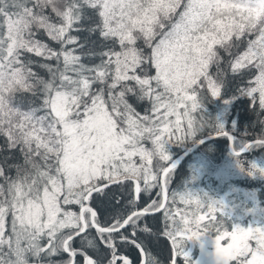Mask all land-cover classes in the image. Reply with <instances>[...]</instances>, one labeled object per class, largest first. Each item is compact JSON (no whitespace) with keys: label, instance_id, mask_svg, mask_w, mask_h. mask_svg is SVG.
I'll return each mask as SVG.
<instances>
[{"label":"snow or ice","instance_id":"6c2138e0","mask_svg":"<svg viewBox=\"0 0 264 264\" xmlns=\"http://www.w3.org/2000/svg\"><path fill=\"white\" fill-rule=\"evenodd\" d=\"M223 64L254 70L239 97L264 112V0H0V154L22 157L0 158V264H132L126 245L160 264L137 240L155 235L141 221L156 213L169 264H189L185 241L202 238L216 264H264V223L229 228L222 199L169 191V146L189 139L227 138L241 171L264 176L241 159L264 147V120L249 142L235 121L200 114L205 93L222 97ZM113 186L130 210L102 218L96 201Z\"/></svg>","mask_w":264,"mask_h":264},{"label":"trees","instance_id":"16d2710c","mask_svg":"<svg viewBox=\"0 0 264 264\" xmlns=\"http://www.w3.org/2000/svg\"><path fill=\"white\" fill-rule=\"evenodd\" d=\"M85 27H87V25H85ZM80 35L82 41L85 37L89 36L87 32L81 33ZM40 38L47 40V37L41 36ZM95 38V34L90 37L92 40H95ZM53 46L56 47V45ZM33 58L36 60L40 59L37 57ZM90 62H99V60L97 58ZM221 68L225 69L222 97L212 98L209 93H205L207 102L200 114L205 115L209 119L219 117L220 120L225 123L226 127L229 128V131H231L233 121H235L238 130L237 133H235L236 135L240 136L247 131V135L244 137L245 139L257 138L261 132V125L259 122L264 120V112H260L258 104L252 106L249 98L239 97L238 91L239 88L247 85L250 78L247 81L235 79L236 75L245 78V70L233 74L230 70L226 69L228 68L226 64L221 65ZM35 70L40 72L41 75H45L42 69L36 68ZM216 71L215 66L210 69L212 74H215ZM234 96L239 98L228 104L224 102L226 99H231ZM129 103H132L141 114H144L145 110L151 107L148 101H137L134 97L129 98ZM216 107L220 108L221 111H217ZM191 142L192 140L189 139L183 145L173 144L169 146V151L172 152V156L176 155V153L178 155L182 150L181 148H185ZM201 145L202 144H199L195 150L186 155L185 158L178 163L177 170L172 174V181L169 186L170 193L173 190H183L187 187L192 190L207 192L210 196L218 200L220 199V195H223L229 203L234 204L238 199L237 196L234 193L227 192L226 189L234 185L247 184L248 187L251 186L255 188L254 192L256 198L264 205V176L259 173L254 176H249L246 171H241L240 167L237 165V160L232 156V152L228 148L227 138L219 137L210 141L206 140V142L203 143L202 146ZM263 148L264 147L253 148L245 152L241 159L245 160V162L256 163L257 160H253V158L259 155L263 156L264 152L260 154ZM194 154H196L195 157H193ZM3 155H9L11 157L10 163L22 161V157H20L18 152L2 153L0 154V158H2ZM194 158H198L199 161L195 162ZM260 164H264V162ZM230 169L232 171L229 172ZM193 176H195V179H193ZM114 188H116V186H113L107 196H101L96 201L97 209L102 218H108L118 213H126L130 210V206L127 204V201L131 198L129 190L127 189V192L130 197H127L125 193L118 194ZM158 191L159 189L157 188L153 189L150 195L142 194L137 207L142 208L150 202L151 199H155L156 192ZM117 200L120 201L119 204L116 203ZM246 206L250 207V204L247 203ZM241 216L244 218L245 214ZM225 218L230 223L232 222V214L230 212L225 211ZM144 224L150 226L155 235L138 231V242L142 243L154 257H157L160 264H169L172 255L170 241L166 237L160 235L163 227L162 214L156 213L155 215L145 217L141 221V227H143ZM197 245H199L198 242L185 241V251L189 253V264H198L196 259ZM123 251L132 263L141 264V256L134 246L126 245ZM180 264H184L183 259H181Z\"/></svg>","mask_w":264,"mask_h":264},{"label":"rangeland","instance_id":"374dc122","mask_svg":"<svg viewBox=\"0 0 264 264\" xmlns=\"http://www.w3.org/2000/svg\"><path fill=\"white\" fill-rule=\"evenodd\" d=\"M227 70H230L229 68H226ZM225 69H223L224 71ZM245 78L240 77V75H236L235 79L238 80H248L251 78L253 74V70L244 71ZM249 76V77H248ZM225 79V78H224ZM247 86V85H246ZM244 86V87H246ZM217 111H221L220 108L216 107ZM251 139V138H250ZM175 144V143H174ZM183 149V148H181ZM193 151V150H192ZM191 151V152H192ZM264 152V148L260 151V154ZM172 154V152L170 151ZM177 155V154H176ZM176 155H173L175 157ZM196 154H194L193 157H195ZM253 160H257L256 163L260 164L261 162H264V155L263 156H257L253 158ZM195 162H198V158H194ZM232 171L231 169L229 172ZM119 193H125L127 197H130L127 192V188L120 189L118 187L114 188ZM227 192L234 193L237 196V200L234 204L229 203L225 199L223 195H220V199L223 200L225 205V211L230 212L232 214V222L228 223V227L230 228L232 224L239 223L242 227H248L252 224H261L264 223V205L260 203V201L255 196V188L251 186H247V184L243 185H234L230 186L226 189ZM121 195V194H120ZM142 195V194H141ZM244 198V199H243ZM249 203L250 207H247L246 204ZM245 214V217L243 218L241 215ZM195 242H198L199 245H197V251H196V259L198 264H216L215 261V255H214V244L211 238H202L201 240H193ZM203 245V247H202ZM134 264V263H132Z\"/></svg>","mask_w":264,"mask_h":264},{"label":"water","instance_id":"95a60500","mask_svg":"<svg viewBox=\"0 0 264 264\" xmlns=\"http://www.w3.org/2000/svg\"><path fill=\"white\" fill-rule=\"evenodd\" d=\"M255 138H251L248 139L249 142H251L252 140H254ZM199 145V143H194L191 142L188 146H186L185 148H183L178 155H176L175 157H173V160L177 162V164L186 156L188 155L192 150H194L197 146ZM228 148L230 149V142L228 141ZM232 152V151H231Z\"/></svg>","mask_w":264,"mask_h":264},{"label":"clouds","instance_id":"9594fccd","mask_svg":"<svg viewBox=\"0 0 264 264\" xmlns=\"http://www.w3.org/2000/svg\"><path fill=\"white\" fill-rule=\"evenodd\" d=\"M257 165H258V169L259 168H264V164H258V163H256ZM258 169H257V171H258Z\"/></svg>","mask_w":264,"mask_h":264},{"label":"bare ground","instance_id":"6f19581e","mask_svg":"<svg viewBox=\"0 0 264 264\" xmlns=\"http://www.w3.org/2000/svg\"><path fill=\"white\" fill-rule=\"evenodd\" d=\"M207 141H208V140H207ZM202 145H203V144H202ZM202 145H201V146H202ZM199 148H200V146H199ZM255 149H256V148H255ZM194 150H195V149H194ZM196 151H197V150H196ZM194 152H195V151H194ZM176 154H177V153H176ZM232 156H233V155H232ZM184 158H185V157H184ZM184 158H183V159H184ZM186 158H187V157H186ZM182 163H183V162H182ZM188 164H189V163H188Z\"/></svg>","mask_w":264,"mask_h":264}]
</instances>
